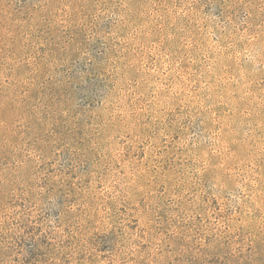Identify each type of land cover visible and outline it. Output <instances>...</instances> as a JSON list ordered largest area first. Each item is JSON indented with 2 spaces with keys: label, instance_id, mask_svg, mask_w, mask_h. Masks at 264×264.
I'll use <instances>...</instances> for the list:
<instances>
[{
  "label": "rangeland",
  "instance_id": "rangeland-1",
  "mask_svg": "<svg viewBox=\"0 0 264 264\" xmlns=\"http://www.w3.org/2000/svg\"><path fill=\"white\" fill-rule=\"evenodd\" d=\"M0 264H264V0H0Z\"/></svg>",
  "mask_w": 264,
  "mask_h": 264
}]
</instances>
